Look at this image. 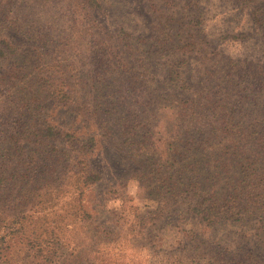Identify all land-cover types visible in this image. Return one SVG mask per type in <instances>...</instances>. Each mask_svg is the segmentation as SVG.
<instances>
[{"label": "trees", "instance_id": "obj_1", "mask_svg": "<svg viewBox=\"0 0 264 264\" xmlns=\"http://www.w3.org/2000/svg\"><path fill=\"white\" fill-rule=\"evenodd\" d=\"M68 11L61 28L19 21L15 0H0V192L19 183V234L33 214H52L58 230L78 212L94 224L84 192L134 181L156 195L134 230L152 257L176 244L187 264H264V66L219 53L198 36L195 12H184L183 42L166 36L156 47L144 31L108 26L104 0H69ZM7 31L33 51L23 55ZM104 144L125 161L111 163ZM57 239L49 250L51 241L24 238L26 253L66 264Z\"/></svg>", "mask_w": 264, "mask_h": 264}, {"label": "rangeland", "instance_id": "obj_2", "mask_svg": "<svg viewBox=\"0 0 264 264\" xmlns=\"http://www.w3.org/2000/svg\"><path fill=\"white\" fill-rule=\"evenodd\" d=\"M68 3L69 0H15L19 5V21L25 17L30 21H55L61 28L69 20ZM104 7L108 16L103 17V21L108 26L117 30L128 25L134 32L144 31L150 44L156 47L166 40V36L172 38L169 45L176 40L183 42L188 33L180 26L182 20L185 21L184 12L189 14L188 18L195 12L194 18L200 23L198 36L210 41L219 53L239 60L241 68L255 64L264 66V0L254 4L247 0H104ZM4 35L20 46L23 55L33 51L34 44L25 36L11 31ZM196 66L193 64V68ZM15 117H8L9 123L17 119ZM103 148L111 163L118 165L119 160L125 161L118 148H109L105 144ZM141 192L134 181H123L122 186H116L112 191L104 188L85 191L82 209L92 216L94 224L78 212L74 215L78 218L71 216L66 221L70 225L65 227L62 224L58 230L50 225L54 220L52 214L44 222L39 219L41 216L33 214L24 222V235H20L19 208L14 205L19 202V183H16L13 190L0 192V264H42L34 258L35 249L26 253L28 248L24 238L34 235L42 245L51 241V246H47L49 250L54 244L52 239L57 236L59 244L54 257L64 263L67 261L66 264H166L163 259L173 258H177L180 264H187L188 259L184 257L180 261L183 253L175 248L176 244H167L152 257L151 244L145 236L134 231L142 229L136 222L138 213L146 215L156 206L155 194ZM81 218H86L82 224L77 221ZM98 226L110 230L113 235L95 232L97 229L101 231ZM44 228L47 229L45 232ZM173 236L160 231L159 241L166 243ZM99 238L115 243L103 246L98 244ZM47 247H42L43 254H46Z\"/></svg>", "mask_w": 264, "mask_h": 264}]
</instances>
